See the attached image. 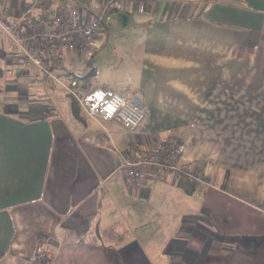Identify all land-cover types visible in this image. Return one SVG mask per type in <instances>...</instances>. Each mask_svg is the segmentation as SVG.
Listing matches in <instances>:
<instances>
[{"label": "crops", "instance_id": "1", "mask_svg": "<svg viewBox=\"0 0 264 264\" xmlns=\"http://www.w3.org/2000/svg\"><path fill=\"white\" fill-rule=\"evenodd\" d=\"M28 1L0 0V18L35 19ZM45 2L72 17L100 10L99 0ZM115 11L130 16L109 46L132 59L85 82L139 101L134 130L73 113L0 25V264H41L43 250L54 253L48 264H264V0ZM84 55L58 46L42 63L72 76ZM157 141L212 166L215 185L147 172L132 188L119 151ZM129 223L134 235L119 236Z\"/></svg>", "mask_w": 264, "mask_h": 264}, {"label": "built area", "instance_id": "2", "mask_svg": "<svg viewBox=\"0 0 264 264\" xmlns=\"http://www.w3.org/2000/svg\"><path fill=\"white\" fill-rule=\"evenodd\" d=\"M155 0H99V12L87 15L65 14L59 9L46 6L45 0H29L24 6V14H30L35 8L37 17H19L13 20L0 18V25L6 32H12L16 44L22 53V63L25 67L42 68L51 80L50 87L60 85L64 91L80 104L86 116L94 120L117 119L126 129L134 130L142 121L144 114L139 101L125 97L112 88L94 86L84 87L73 76L56 74L51 68L43 65V57L56 47L78 51L86 54L92 46L94 33L100 25L102 14L112 12L127 3L135 7L146 8ZM178 145L174 142H154L140 152L119 151L118 164L124 170L126 182L137 187L144 174L151 172L155 176L172 174L175 177L215 185V173L212 166L198 160L181 161ZM38 259L43 264L50 263L54 253L43 250Z\"/></svg>", "mask_w": 264, "mask_h": 264}, {"label": "rangeland", "instance_id": "3", "mask_svg": "<svg viewBox=\"0 0 264 264\" xmlns=\"http://www.w3.org/2000/svg\"><path fill=\"white\" fill-rule=\"evenodd\" d=\"M103 16V25H101L99 28H103L104 35L102 40L104 41V46L103 44H99L97 49L94 48V46H91L86 55L83 56V62L75 59L76 63L71 64L75 69L73 71L77 75V78L80 80H84L85 78H87L90 84H92L94 80H97L102 76V68H110L112 65H118L119 63L124 64L126 63V60L130 61L132 59L130 57L120 56V54L116 52L117 50L114 49V47L109 46L113 42L112 39H114V36L118 32L117 27L125 28L128 24L127 22H125V20L128 19L130 15H128L127 13H122V11H112L110 13L105 12ZM118 16H120L119 18L122 19L121 23L118 26L110 25V23H108L107 18H117ZM116 43L119 42L116 41ZM110 48L113 54L110 53ZM96 51L97 53L95 55L94 52ZM133 229L134 225H132V223L125 224L123 228H119V236L126 237L129 235H134Z\"/></svg>", "mask_w": 264, "mask_h": 264}, {"label": "trees", "instance_id": "4", "mask_svg": "<svg viewBox=\"0 0 264 264\" xmlns=\"http://www.w3.org/2000/svg\"><path fill=\"white\" fill-rule=\"evenodd\" d=\"M10 33L12 34V32H10ZM69 72L71 73V71H69ZM72 73H73L72 76L75 77V79H77V81L80 85H82L84 87H88V85L85 82L86 78L84 80H80L77 78V75L74 73V71ZM71 98H72L71 103H69L71 105V111L77 115V113L80 112V109H82V107L80 106L79 103H77V101L73 97H71ZM41 264H43V263L41 262Z\"/></svg>", "mask_w": 264, "mask_h": 264}]
</instances>
